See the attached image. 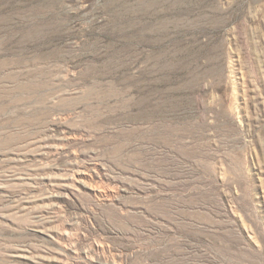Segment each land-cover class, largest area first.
<instances>
[{"label":"rangeland","instance_id":"1","mask_svg":"<svg viewBox=\"0 0 264 264\" xmlns=\"http://www.w3.org/2000/svg\"><path fill=\"white\" fill-rule=\"evenodd\" d=\"M0 264H264V0H0Z\"/></svg>","mask_w":264,"mask_h":264}]
</instances>
